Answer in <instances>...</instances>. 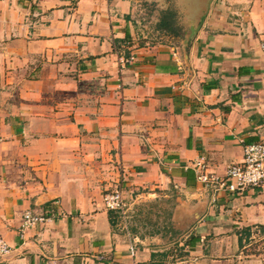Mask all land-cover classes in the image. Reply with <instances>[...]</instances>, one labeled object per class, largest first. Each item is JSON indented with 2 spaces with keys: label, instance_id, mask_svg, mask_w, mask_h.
Masks as SVG:
<instances>
[{
  "label": "crops",
  "instance_id": "obj_1",
  "mask_svg": "<svg viewBox=\"0 0 264 264\" xmlns=\"http://www.w3.org/2000/svg\"><path fill=\"white\" fill-rule=\"evenodd\" d=\"M206 1L172 0L185 33ZM139 2L0 0V264H264V185L196 169L264 136V0H213L189 43L153 42ZM27 210L54 220L22 237Z\"/></svg>",
  "mask_w": 264,
  "mask_h": 264
},
{
  "label": "built area",
  "instance_id": "obj_2",
  "mask_svg": "<svg viewBox=\"0 0 264 264\" xmlns=\"http://www.w3.org/2000/svg\"><path fill=\"white\" fill-rule=\"evenodd\" d=\"M264 50V40L262 41ZM120 55L121 69L132 65L135 61L133 54H126L125 51H118ZM197 180L205 187H211L217 192H226L232 195L242 194L248 190L264 185V136L257 142L244 145L243 161L229 166L226 176L219 177L206 172L203 164L198 163ZM106 208L110 212H118L124 225L127 226L128 210L124 198V190L118 186L114 190L104 195ZM54 220V215H38L32 210H27L23 214L20 228L21 236L27 230L36 226L44 225L48 221ZM134 247L131 252L134 254ZM11 251L10 246L0 238V255H6Z\"/></svg>",
  "mask_w": 264,
  "mask_h": 264
},
{
  "label": "rangeland",
  "instance_id": "obj_3",
  "mask_svg": "<svg viewBox=\"0 0 264 264\" xmlns=\"http://www.w3.org/2000/svg\"><path fill=\"white\" fill-rule=\"evenodd\" d=\"M177 12V19H175L176 28L180 30L181 36H175L174 34L168 32H162L157 30V23L159 22L161 12L167 8H172ZM139 9L141 13V23L144 26V29L149 28L150 37L153 42L160 41V39H170L173 41L184 40L185 39V30L182 26L181 16L179 10L175 8L172 0H140Z\"/></svg>",
  "mask_w": 264,
  "mask_h": 264
},
{
  "label": "trees",
  "instance_id": "obj_4",
  "mask_svg": "<svg viewBox=\"0 0 264 264\" xmlns=\"http://www.w3.org/2000/svg\"><path fill=\"white\" fill-rule=\"evenodd\" d=\"M177 12L172 8H167L161 12V16L159 19V22L157 23V30H160L162 32H168L171 34H174L175 36H182L183 34H180V30H178L175 26V19H177ZM111 213V219H112V225H114L118 220L121 219V216L118 212H110ZM116 219V220H114ZM250 236L251 232L249 230H243L241 234L240 244H243V236Z\"/></svg>",
  "mask_w": 264,
  "mask_h": 264
},
{
  "label": "water",
  "instance_id": "obj_5",
  "mask_svg": "<svg viewBox=\"0 0 264 264\" xmlns=\"http://www.w3.org/2000/svg\"><path fill=\"white\" fill-rule=\"evenodd\" d=\"M213 0H207L206 4H205V8L203 10V12L201 13V15L199 16V18L197 19L198 21L195 22V24H193L185 33V39H184V43H189V41L194 37V35L199 31L201 25L203 24V22L205 21L207 14L209 12L210 9V5L212 3Z\"/></svg>",
  "mask_w": 264,
  "mask_h": 264
}]
</instances>
